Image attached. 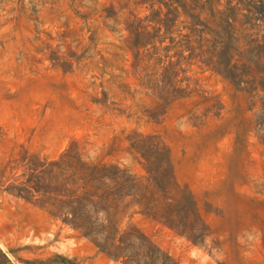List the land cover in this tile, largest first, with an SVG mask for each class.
Returning a JSON list of instances; mask_svg holds the SVG:
<instances>
[{"label": "rangeland", "instance_id": "obj_1", "mask_svg": "<svg viewBox=\"0 0 264 264\" xmlns=\"http://www.w3.org/2000/svg\"><path fill=\"white\" fill-rule=\"evenodd\" d=\"M232 1L217 7L232 25L219 26L217 15L204 28L208 47H198L199 33L184 15L164 45L190 34L194 56L227 55L240 69L225 77L188 59L186 47L172 48L174 61L183 51L179 78L190 94L155 120L147 110L157 96L141 83L132 54L120 49L128 32L116 20L131 11L144 19L164 4L152 10L147 0H0V249L13 264L62 257L127 264L53 216L41 194L25 198L15 187L36 185L41 165L73 144L86 160L144 177V163L130 149L137 135L167 141L175 176L193 191L209 230L194 243L132 211L119 226L141 229L173 263L264 264V0ZM107 11L118 15L105 18Z\"/></svg>", "mask_w": 264, "mask_h": 264}, {"label": "trees", "instance_id": "obj_2", "mask_svg": "<svg viewBox=\"0 0 264 264\" xmlns=\"http://www.w3.org/2000/svg\"><path fill=\"white\" fill-rule=\"evenodd\" d=\"M153 10L156 2L164 4L142 19L133 11L121 21L128 32L120 49L130 52L134 58V68L141 83L157 96L158 104L147 114L157 120L176 100L189 96L185 78H179L185 69L180 67L183 51L176 53L177 60L169 54L172 48L186 47L189 58H195L206 67L225 77L232 76L240 69L238 61L231 57H205L193 53L190 34L176 42L170 37V44L164 45L171 28L183 15L186 16L193 34L199 33L198 47H208L211 39L203 36L204 28L216 23L219 26L223 11L217 7L221 0H147ZM233 1L228 0V4ZM118 13L107 11L105 18ZM235 20V19H234ZM202 27V28H199ZM224 42L222 39L221 43ZM215 43V42H214ZM224 44V43H223ZM160 107V111L156 110ZM155 109V110H154ZM130 149L144 163L146 175L139 177L127 168L111 165L102 160H86L77 144H73L62 156L53 162L43 163L37 172L38 182L31 185L27 181L15 187V192L25 198L33 190L42 195L41 205L53 216L59 218L89 238L104 253L127 264H178L163 253L142 231L131 226L122 229L119 217L132 211L163 223L184 235L194 243L205 240L209 230L202 218L193 191L182 185L175 176L171 148L163 137L137 135L130 138ZM55 264H79L62 257ZM0 264H13L7 253L0 249Z\"/></svg>", "mask_w": 264, "mask_h": 264}]
</instances>
